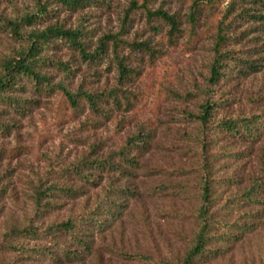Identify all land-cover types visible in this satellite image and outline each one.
Wrapping results in <instances>:
<instances>
[{
    "label": "rangeland",
    "instance_id": "obj_1",
    "mask_svg": "<svg viewBox=\"0 0 264 264\" xmlns=\"http://www.w3.org/2000/svg\"><path fill=\"white\" fill-rule=\"evenodd\" d=\"M194 1L148 0L152 10L162 9L177 18L181 32L174 39L169 38V27L163 20L131 8V3L141 4L142 0H90L75 10L50 1L51 15L36 28L55 23L66 29L80 27L89 51L100 39L116 34L121 39L119 55L130 73L120 80L110 42L109 55L92 64L64 44L54 43L45 52L47 58L74 68L73 78L66 80L70 91L80 87L101 96L100 111L90 110L84 101L79 110H71L58 90L41 96L27 91L21 96L29 101L23 113L4 109L0 117L11 126L0 134V181L6 188L0 197V240L13 223L26 224L34 215L31 196L38 183L80 184L83 191L77 198L59 195L54 201L61 206L36 221L43 228L90 211L113 183L131 191L120 190L121 196L113 197L124 210L107 230L94 236L92 252L76 264H149L129 255H144L154 264H162L182 257L195 229L193 214L200 203L201 148L195 138L201 126L192 115H198L207 100L215 103L213 122L264 112V60L247 76L233 75L214 85L209 82L215 25L230 0L214 2L218 4L214 13L202 9L198 33L191 40L187 14ZM34 9L33 0H0V56L16 46L4 33L2 19H19ZM255 28L259 26L252 20L241 22L235 28L236 43L229 42L228 49L235 51L234 55L245 52L250 59L264 58L260 53L264 38L258 41L261 34ZM140 43L145 46L139 48ZM41 71L55 84L62 79L61 72L53 67L43 66ZM117 88L120 105L107 97ZM140 130L148 134L150 142L146 151L136 153L127 148V141ZM206 138H211L208 131ZM263 143V139L237 142L224 136L215 140L213 153L220 148L243 153L241 159L222 156L215 162L216 177L225 179L234 174L238 179L219 188V202L240 197L255 178L264 181ZM123 149L128 158L137 155L133 160L137 164L129 168L131 176L110 173L93 186L83 185L66 170L87 157L116 160ZM261 199L260 204L229 209L225 218L233 225L249 220L253 228L233 242L226 256L208 264H264V185ZM232 232L236 233V226ZM19 242L26 246L34 243L24 238ZM13 256L19 257L21 264L34 263L6 251L0 252V261Z\"/></svg>",
    "mask_w": 264,
    "mask_h": 264
},
{
    "label": "trees",
    "instance_id": "obj_2",
    "mask_svg": "<svg viewBox=\"0 0 264 264\" xmlns=\"http://www.w3.org/2000/svg\"><path fill=\"white\" fill-rule=\"evenodd\" d=\"M35 9L23 15L19 19H2L3 31L7 37L16 44L6 55L0 56V115L4 109H10L15 113H23L27 110L26 103L21 96L27 91L35 96L48 95L55 90L60 91L71 110H79L82 101L92 111H100L98 102L101 96L90 93L80 87L76 91H70L66 80L73 78L74 68L65 62L47 58L45 52L53 48L54 43L64 44L69 49L77 52L80 59L92 64L104 60L109 55L108 42L111 43L113 59L116 63L120 80L127 78L130 70L119 55L118 35H108L100 39L97 46L89 51L85 40V32L82 28L66 29L57 23L47 25L44 28H36L45 17L51 15V0H33ZM224 0H196L189 5L187 14L189 38L198 33L202 9L214 13L218 4L214 2ZM59 6L70 10L84 7L90 0H55ZM206 4V6L204 5ZM132 9H142L149 17H158L168 25V36L174 39L181 32L177 18L162 9L152 10L148 6V0H142L141 4L131 3ZM233 15V16H232ZM128 18V17H127ZM238 19V20H236ZM252 20L258 24L261 34L258 41L264 38V0H230L222 10V15L215 25V38L213 44V55L209 67V82L211 85L218 81H225L231 76H247L255 72L261 66L263 57L250 59L248 53L235 54V51L228 49L229 42L236 43L235 28L241 22ZM33 26L29 31L26 26ZM137 46V45H136ZM138 46H145L140 43ZM260 53H264V46H260ZM146 48H149L146 46ZM43 66H50L60 71L62 79L56 84L52 77L41 71ZM115 89L107 94L113 104L120 105ZM30 100V99H28ZM31 102V101H30ZM215 103L205 101L198 115L192 117L200 122V130L195 142L201 148V168L199 174V204L193 214L195 229L188 240V246L182 257L175 262H162V264H208L213 260L226 256L234 241H238L243 234L250 232L253 228L249 220L237 221L234 225L226 219L229 209L239 208L263 202L262 186L264 181L261 178L252 180L249 187L245 188L240 197L227 199L219 202L222 191L221 186L228 183H235L238 179L232 174L225 179L216 177L215 162L219 157L225 156L232 159H241L242 152L216 150L213 153L215 140L220 136L229 137L237 142H257L264 140V112L253 115H240L236 117L221 118L213 122V108ZM11 123L4 122L0 117V134L8 132ZM207 131L211 138H206ZM149 136L140 130L137 136H132L127 141V148H133L136 153L146 151L149 146ZM264 152V143L261 148ZM240 155V157H239ZM116 160L108 157L83 158L67 168L68 173L80 180L83 185L97 186L98 181L110 173L119 176H131V165L137 155L133 158L127 157V150H120L115 156ZM87 171V173H86ZM1 179V175H0ZM5 186L0 181V197L5 192ZM163 187L159 186V190ZM120 190L129 188L117 187L109 184L108 191L96 199L92 209L87 212H80L77 215H70L61 221H54L45 228L37 225L36 221L44 217L49 210L59 208L61 205L54 200L59 195L68 198H77L81 195L82 186L40 182L33 188L31 200L33 203L34 215L27 220L26 224L13 223L2 235L0 240V252H14L20 257L29 258L32 264H76L92 252L94 236L100 234L120 216L124 207L114 196H121ZM229 200H232L230 203ZM221 203V204H220ZM235 204V205H234ZM250 215V214H249ZM236 226V233L232 232ZM20 238L34 241L33 245L26 246L19 242ZM131 259H137L149 264H154L151 259L144 255H129ZM0 264H21L19 257L3 258Z\"/></svg>",
    "mask_w": 264,
    "mask_h": 264
}]
</instances>
